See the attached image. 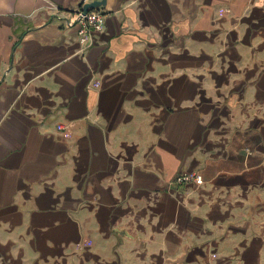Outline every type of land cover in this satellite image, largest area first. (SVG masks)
I'll return each mask as SVG.
<instances>
[{
    "label": "crops",
    "instance_id": "1",
    "mask_svg": "<svg viewBox=\"0 0 264 264\" xmlns=\"http://www.w3.org/2000/svg\"><path fill=\"white\" fill-rule=\"evenodd\" d=\"M91 1L0 0V264H264V0Z\"/></svg>",
    "mask_w": 264,
    "mask_h": 264
},
{
    "label": "built area",
    "instance_id": "2",
    "mask_svg": "<svg viewBox=\"0 0 264 264\" xmlns=\"http://www.w3.org/2000/svg\"><path fill=\"white\" fill-rule=\"evenodd\" d=\"M65 18V25L67 27L77 26V37L79 42L82 45V48H87L93 38L94 33L99 32L104 27L105 16L101 11L90 10L84 12L82 9H77L73 13L62 12ZM83 50V49H81ZM60 129H63L62 125L58 126ZM194 181L200 183L202 177L197 172H188L180 173L176 177V182L184 183Z\"/></svg>",
    "mask_w": 264,
    "mask_h": 264
},
{
    "label": "water",
    "instance_id": "3",
    "mask_svg": "<svg viewBox=\"0 0 264 264\" xmlns=\"http://www.w3.org/2000/svg\"><path fill=\"white\" fill-rule=\"evenodd\" d=\"M105 0H92L91 2H88L84 4V6L81 8L84 12H88L94 8H99L101 6H104Z\"/></svg>",
    "mask_w": 264,
    "mask_h": 264
}]
</instances>
